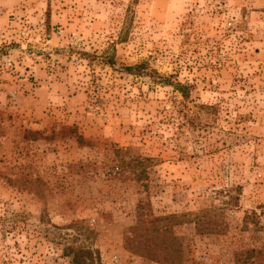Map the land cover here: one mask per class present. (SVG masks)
Here are the masks:
<instances>
[{"label": "rangeland", "instance_id": "rangeland-1", "mask_svg": "<svg viewBox=\"0 0 264 264\" xmlns=\"http://www.w3.org/2000/svg\"><path fill=\"white\" fill-rule=\"evenodd\" d=\"M68 246L264 264V0H0V264Z\"/></svg>", "mask_w": 264, "mask_h": 264}, {"label": "trees", "instance_id": "trees-1", "mask_svg": "<svg viewBox=\"0 0 264 264\" xmlns=\"http://www.w3.org/2000/svg\"><path fill=\"white\" fill-rule=\"evenodd\" d=\"M141 68H146V63H140L134 66H129L127 67V70L131 72L136 71L138 73H141ZM65 254L71 256L73 264H97L93 255V251L86 247L76 248L73 246H68L65 248Z\"/></svg>", "mask_w": 264, "mask_h": 264}]
</instances>
